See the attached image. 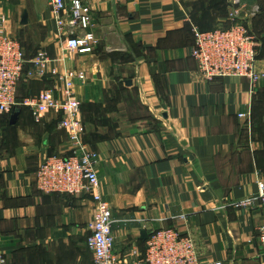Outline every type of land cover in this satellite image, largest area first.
Returning a JSON list of instances; mask_svg holds the SVG:
<instances>
[{"label": "crops", "instance_id": "1", "mask_svg": "<svg viewBox=\"0 0 264 264\" xmlns=\"http://www.w3.org/2000/svg\"><path fill=\"white\" fill-rule=\"evenodd\" d=\"M83 5L87 24L70 37L59 32L48 0H0V16L24 52L17 98L47 91L61 99L68 83L79 102L81 140L98 155L99 193L114 220V252L134 261L132 252L146 248L141 232L177 228L193 238L200 264H264V211L232 206L256 198L264 181V0ZM70 10L68 1L65 19ZM235 23L255 38L263 78L253 91L244 78L206 80L190 57L194 28ZM86 32L93 35L88 51L67 49L68 38ZM40 52L47 62L38 74ZM18 109L13 125V110L0 116V264H94L92 199L46 195L35 185L45 158L70 155L62 116L36 121Z\"/></svg>", "mask_w": 264, "mask_h": 264}, {"label": "built area", "instance_id": "2", "mask_svg": "<svg viewBox=\"0 0 264 264\" xmlns=\"http://www.w3.org/2000/svg\"><path fill=\"white\" fill-rule=\"evenodd\" d=\"M70 1L71 10L65 19L63 13ZM85 0H48L51 12L56 19L59 32L70 37V30L79 23L87 24ZM236 6L240 0H229ZM4 18L0 16V116L9 114L15 108L28 109L38 121L45 113L57 112L62 116L60 128L69 132L72 142L70 155L66 157L49 156L43 160L35 174V185L39 192L46 195L77 196L86 195L94 203L92 233L87 239V248L93 256L94 264H200L197 247L189 234L181 233L177 228H162L151 232L145 241L143 255H135L134 261L120 257L114 252L112 225L114 220L110 206L105 202L100 190L98 176V155L81 140L79 120V102L75 99L70 84L62 91V98L56 99L51 92H43L23 99L17 98L18 83L25 64L24 52L20 43L8 36L4 27ZM68 29L65 30V27ZM68 50L85 52L93 42L90 32L81 37L68 38ZM190 57L195 61L197 73L211 80L215 78L237 77L248 81L249 88L261 81L263 75L256 70L257 52L255 38L240 23L228 29L201 32L193 29V45ZM47 56L38 53L33 61L38 74L43 72ZM239 118L246 115L239 114ZM237 210H250L260 207L264 211V181L257 183L256 198H246L232 204ZM178 220L184 221L180 216ZM259 238L264 245V223L259 228ZM221 264V263H215Z\"/></svg>", "mask_w": 264, "mask_h": 264}, {"label": "water", "instance_id": "3", "mask_svg": "<svg viewBox=\"0 0 264 264\" xmlns=\"http://www.w3.org/2000/svg\"><path fill=\"white\" fill-rule=\"evenodd\" d=\"M27 23V13L24 12L22 17H21V21L20 24L21 25H25ZM127 85H130L129 82L127 83ZM20 114V110L18 108H15L12 112L11 118H10V125L15 124L17 117ZM141 240L146 241L147 240V235L145 234V232H141Z\"/></svg>", "mask_w": 264, "mask_h": 264}, {"label": "trees", "instance_id": "4", "mask_svg": "<svg viewBox=\"0 0 264 264\" xmlns=\"http://www.w3.org/2000/svg\"><path fill=\"white\" fill-rule=\"evenodd\" d=\"M250 32V31H249ZM251 33V32H250ZM193 45V44H192Z\"/></svg>", "mask_w": 264, "mask_h": 264}]
</instances>
